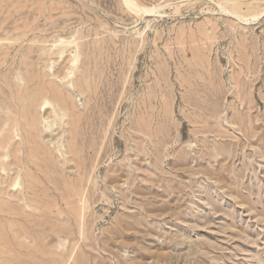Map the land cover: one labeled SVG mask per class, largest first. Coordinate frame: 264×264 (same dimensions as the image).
<instances>
[{
    "label": "rangeland",
    "instance_id": "374dc122",
    "mask_svg": "<svg viewBox=\"0 0 264 264\" xmlns=\"http://www.w3.org/2000/svg\"><path fill=\"white\" fill-rule=\"evenodd\" d=\"M133 1L0 0V264H264V0Z\"/></svg>",
    "mask_w": 264,
    "mask_h": 264
},
{
    "label": "bare ground",
    "instance_id": "6f19581e",
    "mask_svg": "<svg viewBox=\"0 0 264 264\" xmlns=\"http://www.w3.org/2000/svg\"><path fill=\"white\" fill-rule=\"evenodd\" d=\"M123 1H124V4H125L130 10H132V11H135V12H137V13H141V12H142L143 14H144V13H146V14L149 13V10H148V9H145V8H142V7L138 6V4H136L133 0H123ZM225 4H227V2H226ZM223 7H224V6H222V8H223ZM226 8H227V5H226ZM231 8H232V7H231V5H230V9H231ZM234 9H236V8H234ZM237 9H238V8H237ZM225 10H227V9H225ZM238 11H240V10H238ZM233 12H234V11H233ZM236 13H237V12H236ZM242 14H243V13H242ZM238 15H239V14H238ZM241 16H242V15H241ZM241 16H240V17H241ZM252 17L255 18V17H257V15H254V16L252 15ZM251 19H252V18H251ZM240 20H244V19L240 18ZM247 20H248V19H247ZM247 20H246V22H247ZM244 25H245V24H244ZM73 59H74V58H73ZM72 61H73V60H72ZM72 61H71V62H72ZM73 64H74V63H73ZM74 65H75V64H74ZM72 66H73V65H72ZM69 70H70V69H69ZM31 74H32V73H31ZM31 74H30V75H31ZM39 75H42V74H39ZM64 75H66V74H64ZM64 75H63V76H64ZM70 75H71V74H70ZM26 76H27V75H26ZM42 76H43V75H42ZM66 76H67V75H66ZM66 76H64V77L66 78ZM84 76H85V75H84ZM87 76H88V75H87ZM27 77H28V76H27ZM27 77H26V78H27ZM36 77H37V76H36ZM40 77H41V76H40ZM64 77H63V78H64ZM68 77H69V76H68ZM22 78H23V77H22ZM33 78H34V77H33ZM43 78H44V77H43ZM63 78H61V79H63ZM86 78H87V77H86ZM36 79H37V78H36ZM61 79H60V81H61ZM33 80H34V79H33ZM37 80H39V79H37ZM40 80L42 81V78H41ZM84 80H86V79H84ZM24 81H25V80H24ZM27 81H28V80H27ZM30 81H31V80H30ZM86 81H87V80H86ZM86 81H84V82H86ZM31 82H32V81H31ZM38 82H39V81H38ZM76 82H77V81H76ZM78 82H79V81H78ZM41 83H42V82H41ZM65 83H66V82H65ZM32 84H33V83H32ZM47 84H48V83H47ZM77 84H79V83H77ZM24 85H26V84H24ZM30 85H31V84H30ZM53 85H55V84H53ZM68 85H69V83H68ZM80 85H81V83H80ZM84 85H85V83H84ZM84 85H83V86H84ZM35 86H36V85H35ZM38 86H39V85H38ZM48 86H49V84H48ZM50 86H52V84H50ZM65 86H66V85H65ZM73 86H75V85H74V82H73ZM32 87H33V86H32ZM39 87H40V86H39ZM41 87H42V86H41ZM46 87H47V85H46ZM62 87H63V86H62ZM62 87H61V88H62ZM79 87H80V86H79ZM47 88H48V87H47ZM53 88H54V87H53ZM76 88H77V87L75 86V89H76ZM26 89H27V88H26ZM35 89H37V87H36ZM44 89L46 90V88H44ZM49 89H51V88H49ZM62 89H63V88H62ZM62 89H61V90H62ZM82 89H83V88H82ZM31 90H32V89H31ZM33 90H34V89H33ZM41 90H42V89H41ZM45 90H44V91H45ZM66 90H67V87H66ZM69 90H70V89H69ZM79 90H81V89H79ZM18 91H19V90H18ZM18 91H17V92H18ZM64 91H65V90H64ZM72 91H73V90H72ZM77 91H78V89H77ZM26 92H27V91H26ZM26 92H25V93H26ZM33 92H34V91H32V93H33ZM35 92H36V91H35ZM35 92H34V94H35ZM37 92H38V90H37ZM39 92H40V91H39ZM46 92H47V90H46ZM50 92H52L53 95H52V94H51V95L54 97V99H55L56 101H58V104H59V103H62V105L64 106V104H65V98H64L62 92H61L59 89H56V88H55V89H52ZM66 92H67V91H66ZM17 94H18V93H17ZM21 94H22V93H21ZM37 94H38V93H37ZM40 94H41V92H40ZM23 95H24V94H23ZM49 95H50V94H49ZM49 95H48V96H49ZM64 95H65V94H64ZM12 96H13V95H12ZM14 96H16V95H14ZM25 96H26V95H25ZM39 96H40V95H39ZM42 96H43V95H42ZM52 96H51V97H52ZM40 97H41V96H40ZM17 98H18V96H17ZM27 98H28V97H27ZM29 98H30V97H29ZM36 98L39 99V97H36ZM48 98H50V97H48ZM20 99H21V98H20ZM32 99H34V97H33ZM69 99H70V98H69ZM69 99H68V100H69ZM14 100H15V98L13 99V103H15ZM24 100H25V99H24ZM24 100H23V101H24ZM39 100H40V99H39ZM52 101H53V100H52ZM27 102H28V101H27ZM25 103H26V102H25ZM51 103H52V102H51ZM54 103H55V101H54ZM54 103H53V104H54ZM63 103H64V104H63ZM70 103H71V102H70ZM72 104L74 105V103H72ZM16 105H17V104H16ZM32 105H35V107L39 106V108H40V106H41L42 108L45 109V108H46L45 106H46V105H49V103H48V102H45V99H44L43 103H42L41 101H40V103H39L37 100H34L33 102H31V100H30V104H28V103H26V104L21 103V106H22L21 109H22V111L19 112V113L21 114V117H22V119L24 120L23 124H25V125H29L30 127H33V126H34V125H33L34 122L32 121V119H33L32 117H34V116H32V115L30 116V115H29L30 118H31V120H28L26 116H27V114H28L27 112H29L27 108L30 109V106H32ZM55 105H57V104H55ZM55 105H54V106H55ZM59 105H61V104H59ZM62 105H61V106H62ZM66 105H67V104H66ZM21 106H20V107H21ZM49 106H50V105H49ZM51 106H52V104H51ZM16 107H17V106H16ZM52 107H53V106H52ZM31 108H32V107H31ZM54 108H55V107H54ZM54 108H52V110H53L52 112H54ZM70 108H71V105H70ZM15 109H16V108H15ZM40 109H41V108H40ZM44 109H43V110H44ZM48 109H49V108H48ZM50 109H51V108H50ZM72 109H73V108H71V110H72ZM26 110H27V111H26ZM36 110H37V109H36ZM41 110H42V109H41ZM56 110H57V109H56ZM56 110H55V111H56ZM60 110H61V109H60ZM10 111H11V110H10ZM14 111H15V110H14ZM16 111H17V110H16ZM39 111H40V110H39ZM68 111H69V110H68ZM72 111H73V110H72ZM17 112H18V111H17ZM41 112H42V111H41ZM56 112H57V111H56ZM70 112H71V111H70ZM73 113H74V112H73ZM73 113H72V114H73ZM20 114H18V116H19ZM29 114H30V112H29ZM72 114H70V115H72ZM12 115H13V114H12ZM16 115H17V114H16ZM16 115H14V116H16ZM33 115H34V114H33ZM39 115H40V114H39ZM62 115H63V113H62ZM76 115H77V114H76ZM9 116H10V115H9ZM77 116H78V115H77ZM16 117H17V116H16ZM10 118H11V117H10ZM74 118H76V117H74ZM79 118H80V117H79ZM79 118L77 119L78 121L80 120ZM12 119H13V118H12ZM39 119L41 120L42 118L40 117ZM70 119H71V117H70ZM10 120H11V119H10ZM18 120H19V119H18ZM40 120H38V121H40ZM67 120H68V119H67ZM72 120H74V119H72ZM16 121H17V120H16ZM19 121H20V120H19ZM38 121H37V122H38ZM41 121H42V120H41ZM41 121H40L39 124H41ZM43 121L45 122V119H44ZM12 122H13V121H12ZM35 122H36V121H35ZM47 123H48V121H47ZM68 123H69V121H68ZM5 124H6V123H5ZM11 124H12V123H11ZM23 124H22V125H23ZM37 124H38V123H37ZM39 124H38V126H39ZM70 124H71V123H70ZM74 124H75V123H74ZM67 125H68V124H67ZM71 125H72V124H71ZM6 126H7V125H6ZM9 126H10V125H9ZM68 126H69V125H68ZM33 128H35V127H33ZM33 128H32V129H33ZM37 128H39V127H37ZM58 128H59V127H58ZM64 128H65V127H64ZM69 128H70V127H68V129L66 128L67 131L69 130ZM48 129H49V128H48ZM62 129H63V127H62ZM70 129H73V128H70ZM34 130H35V129H34ZM39 130H40V128H39ZM41 130H42V129H41ZM57 130H59V129H57ZM60 130H61V129H60ZM60 130H59V131H60ZM29 131H31V129H29ZM59 131H58V132H59ZM262 131H263V130H262ZM52 132H53V130H52ZM52 132H51V135H55V134L52 133ZM54 132H55V131H54ZM65 132H66V130H65ZM69 132H70V131H69ZM75 132H76V130H75ZM49 133H50V132H49ZM36 134L38 135V133H36ZM39 134H40V132H39ZM69 134H70V133H69ZM41 135H43V134H41ZM51 135H48V136L50 137ZM59 135H60V134H59ZM59 135H58V136H59ZM73 135H74V134H73ZM38 136H39V135H38ZM58 136H57V134H56V137H58ZM62 136H63V135H62ZM27 137H28V136H27ZM40 137H41V136H40ZM40 137H39V138H40ZM49 137H48L47 139L44 137V138L46 139V142H45L43 139H41V140H43L42 142L44 143V146H45V147L47 146V144H50V143L52 142V140H53V138H51L52 136H51L50 138H49ZM53 137H54V136H53ZM56 137H54V138H56ZM48 139H49V140H48ZM58 139H60V138H58ZM55 140H56V139H55ZM73 141H74V140H73ZM58 142H59V141H58ZM58 142H57V143H58ZM57 143H56V144H57ZM53 144H54V143H53ZM56 144H55V145H56ZM50 145H51V144H50ZM15 146H17V145H15ZM19 146H20V145H19ZM19 146H18V147H15V148L18 149ZM13 147H14V146H13ZM39 147H40V146H39ZM6 148H7V147H6ZM44 149H45V148H44ZM48 149H49V148H48ZM11 150H12V149H11ZM14 150H15V149H14ZM44 151H45V150H44ZM16 152H17V150H16ZM48 152H49V151H48ZM46 153H47V152H46ZM13 154H14V153H13ZM16 156H17V154H16ZM16 156H15V157H16ZM18 157H19V156H18ZM18 157H16V158H18ZM20 157H21V156H20ZM16 160H17V159H16ZM18 160H20V158H18ZM21 160H22V159H21ZM17 163H18V161H17ZM17 163H16V164H17ZM14 164H15V163H14ZM18 164H19V163H18ZM18 164H17V165H18ZM17 165H16V166H17ZM18 166H20V165H18ZM15 172H16V171H15ZM16 173H17V172H16ZM17 179H18V178H17ZM14 197H15V196H14ZM12 198H13V197H12ZM14 199H17V200L19 201V199H21V198H20L19 196H17V197H15ZM20 201H21V200H20ZM14 202H15V201H14ZM18 203H19V202H18ZM253 211H254V210H253ZM240 233H241V232H240ZM239 238H240V237H239Z\"/></svg>",
    "mask_w": 264,
    "mask_h": 264
}]
</instances>
